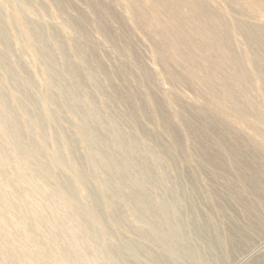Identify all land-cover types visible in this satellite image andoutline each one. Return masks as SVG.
Wrapping results in <instances>:
<instances>
[{"label":"rangeland","instance_id":"1","mask_svg":"<svg viewBox=\"0 0 264 264\" xmlns=\"http://www.w3.org/2000/svg\"><path fill=\"white\" fill-rule=\"evenodd\" d=\"M0 96V264H264V0H0Z\"/></svg>","mask_w":264,"mask_h":264},{"label":"bare ground","instance_id":"2","mask_svg":"<svg viewBox=\"0 0 264 264\" xmlns=\"http://www.w3.org/2000/svg\"><path fill=\"white\" fill-rule=\"evenodd\" d=\"M248 38L253 39L251 35H249ZM254 42L256 43V41H254ZM0 98H1V96H0ZM4 115H5V113L3 112L2 116L4 117ZM86 124H88V122ZM89 124H92V123H89ZM88 128H87V130H92V129H90V126ZM108 167H109V170L112 173L115 172L114 169H117V168L119 169L118 164L115 161H113V160L108 161ZM131 183L135 187H137L134 181L131 182ZM139 195H140V190L137 187V188H135L134 196L137 197ZM166 219H167V221H164V224H161L160 229H155L156 230V232H155L156 238H158V240H161L165 246H167V241H168V243H169L168 244V250H169L170 253H172L173 255H175V259L177 257V261L179 260L178 258H180L181 255H178V256H176V255L179 254L182 249H183L182 250V257L189 256L190 257V260H192V252H191V250L189 248H187V247L183 248L182 246H180L179 244H177L178 236H177L176 230L173 228V226L170 223V217H169L168 213H167ZM166 228H167V232L165 231Z\"/></svg>","mask_w":264,"mask_h":264}]
</instances>
